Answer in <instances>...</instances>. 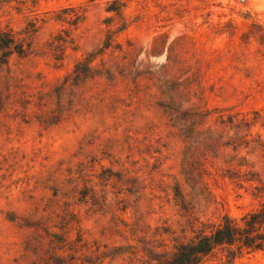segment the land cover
Returning <instances> with one entry per match:
<instances>
[{"label": "rangeland", "instance_id": "obj_1", "mask_svg": "<svg viewBox=\"0 0 264 264\" xmlns=\"http://www.w3.org/2000/svg\"><path fill=\"white\" fill-rule=\"evenodd\" d=\"M111 1L0 0V264H160L258 206L264 0Z\"/></svg>", "mask_w": 264, "mask_h": 264}, {"label": "trees", "instance_id": "obj_2", "mask_svg": "<svg viewBox=\"0 0 264 264\" xmlns=\"http://www.w3.org/2000/svg\"><path fill=\"white\" fill-rule=\"evenodd\" d=\"M123 6L120 0H112L107 11L119 14ZM27 51L11 33L0 30V67L12 54L24 56ZM252 188L251 195L259 199L255 209L239 217L225 214L217 223L202 224L195 237L177 244L171 253L157 261L160 264H202L218 250L233 258L243 252L264 251V182L258 180Z\"/></svg>", "mask_w": 264, "mask_h": 264}, {"label": "built area", "instance_id": "obj_3", "mask_svg": "<svg viewBox=\"0 0 264 264\" xmlns=\"http://www.w3.org/2000/svg\"><path fill=\"white\" fill-rule=\"evenodd\" d=\"M241 2H243L244 0H240Z\"/></svg>", "mask_w": 264, "mask_h": 264}]
</instances>
